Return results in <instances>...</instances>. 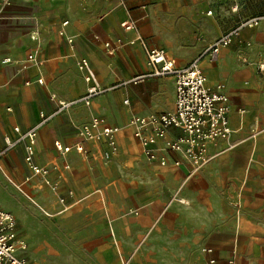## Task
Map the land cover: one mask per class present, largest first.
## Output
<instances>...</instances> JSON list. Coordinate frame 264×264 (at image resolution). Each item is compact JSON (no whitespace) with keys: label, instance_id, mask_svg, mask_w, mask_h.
Returning a JSON list of instances; mask_svg holds the SVG:
<instances>
[{"label":"crops","instance_id":"1","mask_svg":"<svg viewBox=\"0 0 264 264\" xmlns=\"http://www.w3.org/2000/svg\"><path fill=\"white\" fill-rule=\"evenodd\" d=\"M246 1L0 0V148L18 137L15 128L24 133L41 114L50 117L35 144L48 176L31 172L25 142L23 158L11 148L0 164L14 195L0 206L17 219L29 264H264V12L252 13ZM253 17L258 24L241 28L216 60L199 61L207 87L225 86L229 138L210 141V160L194 166L167 150L185 135L171 127L149 146V159L136 133L151 137L152 127L133 120L174 112L176 88L172 76L131 82L151 72L148 48L187 67ZM124 20L133 27L123 29ZM82 59L108 89L89 106L80 100L90 85ZM62 103L70 105L59 110ZM95 117L100 127L85 140ZM105 125L120 128L116 152Z\"/></svg>","mask_w":264,"mask_h":264},{"label":"built area","instance_id":"2","mask_svg":"<svg viewBox=\"0 0 264 264\" xmlns=\"http://www.w3.org/2000/svg\"><path fill=\"white\" fill-rule=\"evenodd\" d=\"M259 20L260 17H253L243 21L237 29L232 30L216 40L200 58L194 59L187 67H177L163 49L148 48V64L152 70L149 74L141 75L131 82L138 83L141 79L148 76H172L175 79L176 88L174 112L162 115H151L148 118L135 117L133 120L134 123L142 128L152 127L153 135L151 137L142 138L141 131L136 133V136L141 138L144 153L149 159L155 158V154L149 149V146L154 144L158 138H163L166 131L171 127L183 130L185 135L176 140L167 141V150L182 154L194 166L204 165L210 160V156L207 154V147L210 141L229 138L232 133L229 120L231 106L229 104V98L225 93V86L220 83L215 89L207 87V78L199 61L204 56L216 60L221 48L229 46L233 41V37L237 35L241 28L247 25H256ZM64 24H67V22H64ZM121 27L129 30L133 27V23L130 20H124L121 22ZM68 41L71 44L74 43L72 38H69ZM107 45L109 46V44ZM28 60L33 61L35 57L29 55ZM4 61L8 63L11 60L10 58H6ZM78 66L84 71V78L90 84L88 87L89 90H87V93L80 100L89 106L94 98L106 92L108 89L106 90L100 86L94 69L86 59L80 60ZM38 82L42 84L43 79H39ZM127 102L125 101V103ZM68 105L70 103L60 104L61 107L59 110L68 107ZM49 118L41 114V121L38 126L46 122ZM100 123L101 119L95 117L90 124L84 126L83 139L88 140L94 138L95 134H93L92 129L100 127ZM38 126L24 133H21L19 128H15L18 137L12 138L11 136H7L5 138L6 147L0 148V159L7 150L15 147L17 143L25 142L26 164L33 174L46 177L48 176V170L40 167L35 161V144ZM119 132L120 128L117 126L105 125L102 128V134L108 139L112 150L115 152L118 150L117 137ZM56 147L61 151L69 150V147H64L59 142H56ZM76 148L79 152H85L83 144H78ZM161 163L165 165V162ZM174 163L179 166L181 161ZM13 184L17 189H20V185ZM53 187L55 188V186ZM17 226L18 222L16 217L0 206V264L30 263L24 255L20 254V251L25 250L27 245L24 240L18 242ZM204 250V252H211L210 249ZM211 262H214V260H211Z\"/></svg>","mask_w":264,"mask_h":264},{"label":"rangeland","instance_id":"3","mask_svg":"<svg viewBox=\"0 0 264 264\" xmlns=\"http://www.w3.org/2000/svg\"><path fill=\"white\" fill-rule=\"evenodd\" d=\"M242 6H244L246 9H250L252 11V13H263L264 12V2L262 0H247L246 2H244L242 4ZM22 145V144H21ZM21 145L17 143V145L12 148L15 149L19 155L20 158H23L22 154H21ZM24 145V144H23ZM6 147V145L4 146ZM5 160L0 159V164L1 166L4 167ZM6 173H8V171L6 170ZM11 178L15 179V177L12 176V174H9ZM17 179V178H16ZM45 187H47L45 184H43ZM53 186H55L53 184ZM63 197L61 196L60 199H62ZM14 199V195L13 193H11L8 188H6L3 183L1 182L0 179V204L3 207H7L10 205L9 201L13 202Z\"/></svg>","mask_w":264,"mask_h":264}]
</instances>
